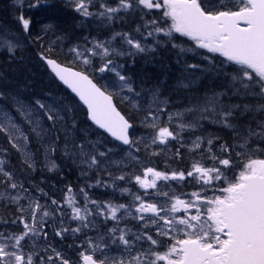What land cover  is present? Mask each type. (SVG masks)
<instances>
[{
	"label": "snow or ice",
	"instance_id": "6c2138e0",
	"mask_svg": "<svg viewBox=\"0 0 264 264\" xmlns=\"http://www.w3.org/2000/svg\"><path fill=\"white\" fill-rule=\"evenodd\" d=\"M13 2L23 6L25 0ZM65 3L79 16L97 19L106 26L139 13L140 23L131 32L114 31L103 40L85 37L82 44L78 42L68 49L82 71L63 67L50 55L40 54L55 77L87 106L88 119L127 150L120 160H111L116 154L114 149L99 138L89 139V129L79 127L72 106L55 98L48 103L47 97L26 100L19 90L7 94L0 91V100L11 104V109L0 104V134L28 169L36 170L35 154L30 150L32 138L43 144L52 133L59 132L65 139L66 156L78 159L88 169L105 171L109 177L78 191L69 184L62 190L63 198L57 200L31 182L26 187L7 159L8 149L0 147V205L14 208L7 216L0 215V264H264V0ZM47 5L49 0H27L30 9ZM153 10L162 13L159 19L146 18ZM14 19L25 34L30 33L31 17L21 10ZM50 28L44 25L45 32ZM176 34L192 41V47L176 44ZM15 35L0 26V46L13 55L20 46ZM35 39L40 41L41 37ZM168 43L179 50L177 64L182 53L198 49L207 52L201 56L206 64L184 63L185 75L177 80V88L189 89L197 83L200 77L192 78L197 71L217 79L223 74L227 83L220 90L190 96L188 105L175 110H169L172 101L159 87L137 92L119 58H132L134 63L136 55L153 53ZM47 51L51 53V44ZM213 54L223 58L219 64ZM97 60L98 66L94 64ZM227 65L236 66L232 73L224 72ZM96 73L113 74L111 90L108 84L98 86L94 82L92 76ZM114 95L144 113L140 122L150 130L147 139L132 137L133 124L113 103ZM233 98L241 102H230ZM204 121L230 130L231 142L206 133L194 135L186 145L181 134L203 131ZM77 133L83 137L79 143ZM170 141H177L180 148L187 147L191 157L187 168L158 170L142 165L138 155L141 145L147 151L150 145L167 146ZM216 142H220L219 147ZM180 148L175 152L177 158H181ZM55 150L52 145L44 147L50 172L59 169L49 157ZM124 158L141 165L140 173L121 171L114 175L108 171L112 164H123ZM117 181L134 183L137 190L119 188ZM186 185L193 190H185ZM93 187H110L130 199L128 203L95 200L87 191ZM99 217L113 226L96 237L85 236L79 245H69L81 249L78 260L67 257L50 242L49 227L52 237L63 240L66 233L75 236L95 229ZM130 220L138 225L135 231L128 226ZM72 222L76 227H71ZM16 227L20 230H13ZM112 245L117 247L118 255L109 254Z\"/></svg>",
	"mask_w": 264,
	"mask_h": 264
},
{
	"label": "trees",
	"instance_id": "16d2710c",
	"mask_svg": "<svg viewBox=\"0 0 264 264\" xmlns=\"http://www.w3.org/2000/svg\"><path fill=\"white\" fill-rule=\"evenodd\" d=\"M109 3L114 4L115 0H109ZM21 10L26 17H31L33 21L29 34H25L14 19ZM123 15L121 13V16ZM160 15L162 13L153 10L152 14L146 18L151 19L152 16H156L159 19ZM138 23H140L139 13L134 16H126L123 20L116 19L111 25L106 26L101 24L97 19L79 16L66 5L65 0H49V5L36 9L28 8L27 0H25L23 6L14 4L13 0H0V26H3V29H10L12 33H15V40L20 45L14 55L7 52L6 49L0 50V91H4L7 94L19 90L22 93V97L26 100L33 98L43 100L47 97L48 103H51L52 99L55 98L62 104L72 106L79 127L81 129L87 127L89 129L88 138L93 141L99 138L108 148H113L116 154L112 155L110 159L121 158L126 148L109 139L89 122L84 108L51 75L44 65L40 54L50 55V58L56 59L62 64L83 70L78 62L73 61L72 55L68 53L70 47L78 42L82 44L85 37L105 39L114 31L131 32ZM44 25H51V28L45 32ZM36 36H40L41 40L37 41L35 39ZM8 38L12 37L9 36ZM161 39L164 38L161 37ZM148 42L151 43V40ZM174 42L184 48L192 47V41L179 35H175ZM50 44L52 45L51 53L47 51ZM178 52V49H174L171 43H168L163 47L157 48L153 53L136 55L134 63L133 59L128 57H121L119 61L124 65L125 74L129 75L132 81H134V87L137 92L141 91V88L150 89L159 87L163 96L169 97L172 101L170 107L172 110L183 109L188 105L189 97L194 94L202 95L206 90H220L227 83L223 74L217 79L214 78L213 74L204 75L197 71L192 77L193 79L200 77L197 83L192 84L189 89L177 88V80L185 75L182 71L184 63L206 64L205 61L201 60V56L207 54L206 50L199 49L195 52L182 53L180 54L181 62L177 64ZM213 58L218 64L223 59L217 54H213ZM94 64L98 66L99 62L95 61ZM235 67V65H227L224 68V72L232 73ZM102 77L96 74L92 76L100 86L107 84L104 81L105 79H112V75L108 73H105ZM113 98L118 108L133 123L132 137L135 138L141 134L147 138L150 130L145 128L140 122L144 113L134 109L128 101L120 100L118 95H114ZM223 99L226 103L229 102L228 97H224ZM230 102L240 103L241 101L238 98H233ZM0 104H7L11 109L9 101L0 100ZM12 111L15 115V110L12 109ZM56 127L59 129L60 125ZM206 133H215L223 141L231 142L230 130L207 121L203 122V131L196 130L194 134L187 131L181 135L184 138L185 144L188 145L191 142L190 140L194 138V135H204ZM57 135L60 136L59 140L56 139ZM81 139H83L82 135L77 133L76 142L79 143ZM219 143L216 142V147H219ZM47 145H52L56 149L49 154L50 159L59 165V169L56 171L50 172L46 167L44 147ZM261 146L264 147V145ZM0 147L8 149L7 159L10 161V165L16 175L26 182V187L28 186V182H31V184L44 189L49 197L57 200L63 198L62 190L69 184L74 190L78 191L80 187H84L86 184H94L97 179L109 180L107 172L96 168L88 169L86 165H81L78 159L66 156L65 139L63 134L59 132L52 133L51 137L46 139L43 144L32 138L30 150L35 154V171L28 169L26 165L22 164L20 155L11 149L3 134H0ZM177 148H180V144L177 141H170L167 146H155L154 149L149 147L147 151L142 147L138 155L142 165L145 167L151 166L158 170H164L166 167L171 169L187 168L191 160L187 147L180 148L181 158L175 156ZM69 150H72L71 144H69ZM100 150L103 151L104 148ZM153 152H159L160 154L151 155ZM137 169H141V165ZM108 171L113 172L114 175H119L121 171L135 173L136 169L132 166V163L127 162L117 167H108ZM82 172L86 173V175H81ZM232 174L231 172L228 173L229 177ZM125 182L117 181V186H121ZM185 187V190L191 189L187 185ZM113 190L110 187L87 189L89 194L99 196L103 200L115 201L117 198ZM34 194L36 193L34 192ZM11 212H14V208H5L0 205V215L7 216ZM68 223L66 220L65 224L68 225ZM71 227H74L73 222L71 223ZM13 230L19 231L20 228L16 227ZM48 231L50 233V242L60 245L69 252L72 251V247L70 248L69 245H74L78 241V239H74V235L70 232L66 233L64 239L61 240L59 237L51 236V227L48 228Z\"/></svg>",
	"mask_w": 264,
	"mask_h": 264
},
{
	"label": "rangeland",
	"instance_id": "374dc122",
	"mask_svg": "<svg viewBox=\"0 0 264 264\" xmlns=\"http://www.w3.org/2000/svg\"><path fill=\"white\" fill-rule=\"evenodd\" d=\"M9 39H11V38H9ZM15 41H17V40H15ZM119 42L117 41V44H118ZM2 49H6V47H2V46H0V50H2ZM97 62H99L98 60H97ZM120 62V61H119ZM94 63H95V61H94ZM108 74H110V73H108ZM96 75L97 76H99V77H102L104 74H99V73H96ZM110 75H112V79H105L104 81L109 85V86H111V84L114 82L113 81V74H110ZM118 97H119V99L120 100H122L121 99V97H120V95H118ZM46 102H48L47 100H46ZM169 110H172V109H169ZM163 119H166V116H164V117H162V120ZM187 132V131H186ZM139 137H143L141 134H139ZM148 138V137H147ZM147 138H145V139H147ZM192 140V139H191ZM190 140V141H191ZM191 143V142H190ZM155 146H157V147H163V146H165V145H150L149 147L150 148H152V149H154L155 148ZM141 148L143 147V145H141L140 146ZM125 152V151H124ZM123 155L124 154H122V156H121V158L123 157ZM121 158H118V157H116V158H113V159H111V160H120ZM127 162H129V160L127 159V158H124V160H123V164H126ZM130 163H132V166L136 169V171H135V174H139L140 173V169H137V168H139V164H136L134 161L133 162H130ZM120 165H122V164H120ZM117 166H119V165H116V164H112V165H110V166H108V167H117ZM174 187H175V185H173ZM218 186H220V187H222L223 185H218ZM126 187H130V188H132V190L135 192L136 190H137V188H136V186L134 185V183H131L130 184V186H126ZM120 188H123V186L122 187H120ZM186 188V187H185ZM193 189H189V190H187V191H192ZM115 194H116V203H128V201H129V199H130V197H123V196H121V194H120V192L119 191H116V190H114L113 191ZM90 195V194H89ZM91 196V195H90ZM92 197V196H91ZM78 199H80L79 197H78ZM92 199H94V198H92ZM103 201H105V200H103ZM81 203H82V200H81ZM95 224H96V228L95 229H86L83 233H78V234H76V235H80V242H79V244L81 243V241H83L84 239H85V236H88V237H96L97 235H99V234H103L105 231H106V229L107 228H110V227H112L113 226V224H112V222H108V223H104L103 222V218L102 217H99V218H96V220H95ZM73 225H74V227H76V222H73ZM128 226L130 227V228H132L134 231L136 230V228L138 227V225L136 224V222L135 221H129V223H128ZM40 243H43V241H40ZM52 243V242H51ZM167 243V242H166ZM54 244V243H53ZM54 246H57L60 250H62L64 253H65V255L67 256V257H71L72 259H74V260H78V253L81 251V249L80 250H78V253L77 252H75L74 253V251H66L63 247H61V246H59V245H56V244H54ZM108 252H109V254L110 255H118L119 253H118V250H117V247L115 246V245H112L111 247H110V249L108 250Z\"/></svg>",
	"mask_w": 264,
	"mask_h": 264
},
{
	"label": "water",
	"instance_id": "95a60500",
	"mask_svg": "<svg viewBox=\"0 0 264 264\" xmlns=\"http://www.w3.org/2000/svg\"><path fill=\"white\" fill-rule=\"evenodd\" d=\"M58 62V61H57ZM45 63V62H44ZM59 63V62H58ZM61 64V63H60ZM45 65H46V63H45ZM63 67H70V66H66V65H63V64H61ZM47 66V65H46ZM47 68H48V70H49V72L55 77V75H54V73H52V71H51V69L47 66ZM70 68H72V70H74V71H80V70H77V69H75V68H73V67H70ZM56 78V80L66 89V90H68L71 94H73V96L79 101V103L85 108V110H86V113H87V106L86 105H84L83 104V102L82 101H80L79 100V97L78 96H76V94L75 93H73L72 91H71V89L70 88H68L67 87V85H64L63 84V82L62 81H59V79L57 78V77H55ZM95 82V81H94ZM96 83V82H95ZM113 103H114V100H113ZM115 104V103H114ZM117 107V106H116ZM117 109H118V107H117ZM119 110V109H118ZM120 111V110H119ZM121 112V111H120ZM121 114H123L122 112H121ZM124 115V114H123ZM90 121V120H89ZM91 122V121H90ZM92 123V122H91ZM93 124V123H92ZM94 125V124H93ZM95 126V125H94ZM97 129H99L98 128V126H95ZM100 131H102L104 134H106L109 138H111V139H113L114 140V138H112L109 134H107L104 130H102V129H99ZM131 130V129H130ZM119 142V141H118Z\"/></svg>",
	"mask_w": 264,
	"mask_h": 264
},
{
	"label": "flooded vegetation",
	"instance_id": "af4514ba",
	"mask_svg": "<svg viewBox=\"0 0 264 264\" xmlns=\"http://www.w3.org/2000/svg\"><path fill=\"white\" fill-rule=\"evenodd\" d=\"M98 200H101V199H98ZM76 238L79 239V237L77 236ZM77 245H79L78 241H77ZM80 250V248L76 247V251Z\"/></svg>",
	"mask_w": 264,
	"mask_h": 264
}]
</instances>
